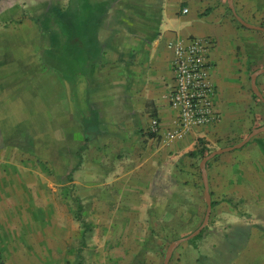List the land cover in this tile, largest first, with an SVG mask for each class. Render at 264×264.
Masks as SVG:
<instances>
[{
  "label": "crops",
  "instance_id": "crops-1",
  "mask_svg": "<svg viewBox=\"0 0 264 264\" xmlns=\"http://www.w3.org/2000/svg\"><path fill=\"white\" fill-rule=\"evenodd\" d=\"M25 2L0 0V25L11 27L0 33V63L8 65L0 67V123L4 128L14 122L11 125L17 135L13 148L0 151V249L19 251L18 264H64L65 255H72L68 242L73 233L63 238L68 229L58 225L63 214L72 217V201L58 193L61 183L53 165L15 158L41 151L43 123L50 154H70L80 137L81 147L75 150L79 163L75 168L67 163L65 170H75V183L80 185L82 197L94 195L97 216L112 219L113 225L117 222L119 233L133 234L138 252L150 250L149 258L157 264L163 245L155 242L154 234H162L160 224L178 217L186 190H194L198 183L193 174L195 156L190 155L198 151V141L233 143L264 128L254 127L250 112L253 98H257L252 76L261 69L253 59L249 37L245 40L237 33L223 9L210 0H89L92 6L110 2L98 21L96 50L89 60L82 59L75 79L60 81L59 74L42 62L50 48L49 37L42 35L32 21V13L42 7L32 0L28 8L32 13L26 14ZM52 7L61 8L50 5L47 9ZM185 9L188 13H184ZM193 37L211 38L215 43L210 53V73L217 90L220 120L187 131L183 139H174L168 136L176 130L178 116L170 105L174 57L168 44L187 43ZM259 50L263 56L264 46ZM45 70L52 83L49 100L41 101L34 93L42 82L37 76L41 72L45 77ZM260 78L264 80V73L256 78V86ZM57 90L64 91L62 105L57 104L61 96ZM154 118L161 124L158 136L150 135ZM58 130L63 138L61 145ZM260 134L215 165L208 176L214 187L226 186L232 197L256 191L257 200L264 202V160L244 161L249 158L248 150H262L259 142L264 140L258 137ZM15 166L23 172L13 174L10 169ZM196 200L199 203L198 192ZM224 211H213L210 223L177 248L182 244L196 248L202 238L204 242L199 246L224 240L234 250L230 264H264V234L256 228L264 230L241 225L242 216L231 207ZM214 217L227 219L233 225L230 229L216 226ZM158 221L160 227L156 228ZM143 234L154 237L149 247ZM107 242L108 238L100 246L106 248ZM25 251H34L37 259L31 261L33 257L29 252L25 255ZM60 251L63 255L58 254ZM174 256L173 253L170 261ZM186 258L181 257V264L188 261Z\"/></svg>",
  "mask_w": 264,
  "mask_h": 264
},
{
  "label": "rangeland",
  "instance_id": "rangeland-1",
  "mask_svg": "<svg viewBox=\"0 0 264 264\" xmlns=\"http://www.w3.org/2000/svg\"><path fill=\"white\" fill-rule=\"evenodd\" d=\"M25 1H26L25 2L26 14H30L32 13V11L28 9L30 7L29 4L31 5V3L33 2L32 0H25ZM33 1L39 3V5L42 7L41 10L32 13L35 17H37L40 16L42 13L46 12L48 10L47 9L48 6L50 5L60 6L61 8L64 9L67 8L68 5L73 4L72 1L74 0H33ZM210 1L212 4L215 5V7L217 6L223 9V11L226 14V17H228L229 20L232 21L233 26L237 28L236 30L237 33L241 34V36L244 37L245 40L247 39V37H249L250 42H248V44L249 46H251V49H253V54H254L253 59L255 63H257L256 66L261 70L264 69V54L263 56H261V52L259 50L261 45L264 46V33L248 30L247 28L241 26L238 23V21L235 19L231 10L229 9L230 0H210ZM66 3L67 6L65 7ZM234 3H235L234 8L236 9L237 13L244 21H246L248 24H251L253 26L264 28V0H234ZM9 26L10 25L8 24L6 26L0 25V33H2V30L4 29L6 30L10 29L11 27ZM39 29L42 31L41 27ZM42 35H47V34L44 33V31H42ZM258 45H260V47H258ZM42 62H44V58L42 59ZM43 64L45 65V63ZM7 66L2 65L0 63V67L5 68ZM254 71L255 69L253 68L249 72V78H251V75H253ZM34 72L37 73V71ZM1 74L2 73L0 72V76ZM40 76L42 78V82L39 83L40 84L38 85L39 89L36 90V93L34 94L35 96H39L40 99H42L41 101H47L50 98L49 86L52 83L51 81L52 79L50 80L48 71L46 70H45V77L44 75H42L41 72L37 77ZM61 78L62 77L60 76V81H63V78L62 80ZM257 87L264 97V80L262 78H260ZM249 92L251 93V87L249 89ZM57 93L58 95L59 94L61 95L57 99V104L62 105L63 102H61V100L64 99L63 97L64 91L59 93V90H57ZM29 97H32V95H30ZM263 106H264L263 102L258 97L253 98V105L250 106V112L252 114V121L254 123V127L264 126ZM12 123L14 122H10V125ZM10 125L8 127L7 125L5 126L3 125L4 128H2V124L0 123V130H1L0 151L13 148L12 144L15 138H17L16 132L12 128L14 125L11 126ZM47 133L48 132L46 131L45 126L43 125V123H41V131L39 138V149L41 151L35 154H19L16 155L15 158H17L18 156V161L34 160L37 163H40L41 165H48L49 163H51L53 165L54 172L58 179V183H61L60 186L58 187V193H61L63 195L66 194L72 201V207H73L72 217L68 216L67 214H63L58 224L59 226H62L63 229L65 228L68 229L66 230L68 231V235L64 234L63 238H65V236L69 237L73 233L68 242V244L72 248V250L69 249V253L73 255V258L72 255L71 256H69L68 254L67 256L65 255L66 258L64 264H78L79 262H81L82 264H152V259L149 258L150 250L143 249L142 251L138 252V249H136L133 234L130 235L128 232L119 233L120 227L118 226L117 222L115 223L116 225H113L114 222L112 221V219H107L97 216L96 207H95L96 202L92 200L94 198V195L90 194L89 197H82V195L80 194L81 187L80 185L75 183V179H76V177H74L75 170L74 169L72 171L65 170V166L67 163L71 164L73 168L77 167L79 163V153L78 152L76 153L75 150L78 151L81 147L80 137L79 138L75 137L77 139L76 144H74V146L72 147V152L70 154H64L61 152H57L56 154H50ZM59 133L61 132L58 130V145H61L59 144V142L63 140V138L59 137ZM258 137H260L261 140H264V134L262 135L260 134V136ZM243 140L244 139H242V141ZM242 141L239 140L233 143L230 142L216 143L211 141H203V146L209 149L211 153H213L220 149H225L238 145ZM57 149L59 150V147H57ZM238 151L239 150H235L233 152L226 153L225 156H219L216 159L212 160L207 168V175L209 176V173L212 174L214 172L215 165L218 162L225 159L227 155H234V153H237ZM246 153L249 156V158H245L244 161H247V159H251V161L257 159L264 160L263 150H259L258 153L255 151L248 150V152ZM193 160L196 161L195 172H193V174L196 175V177H198L197 178L198 183L195 184L194 190L192 188H188L186 190L185 192L186 200L183 210L179 212V215L176 219L171 220L169 223H163V224H160V222L158 221V225L156 226V228H159L160 227L159 224H160L163 229L162 234L161 233L154 234V237L156 236L155 242L158 240L157 242L163 245V251L159 257V262L157 264H164L165 258L168 255L171 246L175 242L190 236L192 232L197 231L205 221V217L207 213V203H206L205 188L203 183V176L200 169V165L203 159H201L198 155H196ZM19 168L20 167L15 166L12 167L10 170H12L13 174H15L14 171L17 172L19 171L20 173H22L23 171L20 170ZM66 179L68 180V182H66ZM188 179L189 181H191L190 179H192V177L188 176ZM189 183L190 182H188V184ZM208 183H209V192L211 194V197L213 195L211 215L213 211H217V210L222 211V214H224L225 213L224 210L227 209V207H231L242 216L241 225L250 226V227L260 226V228L264 230V202L257 200L256 191L248 195L244 194L243 197L242 196L232 197L229 192V189L226 186L220 187L219 185H217V187H214L215 183H213L212 185L209 182V178H208ZM256 189H259V187L257 188L255 187V190ZM260 190H262V188ZM197 192L199 193V199H200L199 203H197L196 200ZM261 198L263 197L261 196ZM214 200L216 201V203L214 202ZM213 203H215V206L217 205L215 209ZM219 204L220 206L218 207ZM79 205H81L83 209L82 211L83 220L87 224H89V227H91V230L86 234V237L84 239H83L84 228L82 227V224L76 219ZM210 219L208 221V224L210 223ZM215 219L217 220L215 221ZM213 222L216 226H220V227L227 226L229 229L233 225L232 224L233 222H229L227 219L224 218L221 219L214 217ZM111 230L113 232H111ZM256 230L258 231V233L264 234L263 231H260L257 228ZM102 231H104V233H102ZM223 231H225V228L223 229ZM142 237L144 238L146 242L145 244L148 245V247L152 244L151 241H154V237L151 238L150 236L149 238H147V235L144 234L142 235ZM221 237L223 238L222 234L220 235V238ZM106 238H108L107 246H105L106 248H103V246H100V244L103 245L102 243L105 241ZM203 239L204 238L196 242L197 245L195 244V242L193 243V245H196V248H193L192 245L187 246L185 244H182L180 248H177L174 251L175 256L173 258V261H170L169 264H181L180 262L181 257L183 259L187 257L186 260L188 261L185 262L184 264H230L231 254L234 252V250L233 249L230 250L229 245L226 244L224 240L223 242L225 244H223V242L215 243V244H212L210 242H205L204 245L199 246L201 243L204 242ZM18 252L19 251L13 249H9V250L0 249V264H18L17 262L18 259H16ZM28 252L31 254L30 257H33L31 258L32 259L31 261H33V259H37L35 258V255L33 253L34 251H25V255H27ZM58 254L63 255L62 251H60ZM75 255H76V260H74Z\"/></svg>",
  "mask_w": 264,
  "mask_h": 264
},
{
  "label": "built area",
  "instance_id": "built-area-1",
  "mask_svg": "<svg viewBox=\"0 0 264 264\" xmlns=\"http://www.w3.org/2000/svg\"><path fill=\"white\" fill-rule=\"evenodd\" d=\"M188 9L184 13H188ZM211 38L193 37L187 41L168 44L173 53L174 87L170 105L177 112V128L170 138L183 139L193 128L219 122L216 110L217 90L211 78L210 53L214 48ZM161 124L157 118L151 123L150 134L158 136Z\"/></svg>",
  "mask_w": 264,
  "mask_h": 264
},
{
  "label": "trees",
  "instance_id": "trees-1",
  "mask_svg": "<svg viewBox=\"0 0 264 264\" xmlns=\"http://www.w3.org/2000/svg\"><path fill=\"white\" fill-rule=\"evenodd\" d=\"M72 3L64 9L52 7L40 16L32 18L34 24L41 27L50 40V48L44 55L45 65L63 79L69 80L75 79L79 74L82 59L87 61L94 54L98 21L106 13L110 4L106 2L92 6L89 0H74ZM198 142V151L190 155H198L204 159L211 154V151L203 146L202 140ZM259 144L264 150V142L260 141ZM82 211V206L79 205L76 219L84 228V239L91 227L83 220Z\"/></svg>",
  "mask_w": 264,
  "mask_h": 264
},
{
  "label": "water",
  "instance_id": "water-1",
  "mask_svg": "<svg viewBox=\"0 0 264 264\" xmlns=\"http://www.w3.org/2000/svg\"><path fill=\"white\" fill-rule=\"evenodd\" d=\"M229 7L231 9V11L233 12L234 14V17L237 19V21L243 26V27H246L250 30H255V31H261V32H264V28L263 27H256V26H253V25H250L248 23H246L235 11V8H234V0H230L229 2ZM264 73V69L255 73L253 76H252V89H253V92L255 93V95H257V97L264 103V97L263 95L261 94V92L258 90L257 86H256V78L263 74ZM264 132V128H260V129H257L255 131H253L248 137L247 139H245L244 141H242L241 143H239L238 145H235L233 147H229V148H226V149H221V150H218V151H215L213 153H211L209 156H207L206 158H204L201 162V165H200V169H201V173H202V176H203V182H204V188H205V195H206V202H207V213H206V217H205V221L204 223L202 224V226L194 233L192 234L190 237L184 239V240H180V241H177L175 242L172 246H171V249L168 253V255L166 256L165 258V262L164 264H169L170 263V260L172 258V255L174 253V251L176 250V248L184 241H187L195 236H197L202 230L203 228L205 227V225L207 224L209 218H210V214H211V210H212V200H211V195H210V192H209V183H208V175H207V164L212 161L214 158H216L217 156H220V155H223L225 153H230V152H233L235 150H239V149H242L245 145H247L255 136H257L258 134Z\"/></svg>",
  "mask_w": 264,
  "mask_h": 264
}]
</instances>
